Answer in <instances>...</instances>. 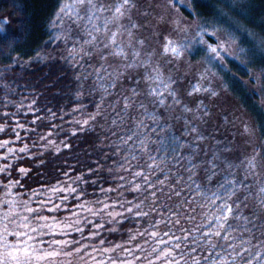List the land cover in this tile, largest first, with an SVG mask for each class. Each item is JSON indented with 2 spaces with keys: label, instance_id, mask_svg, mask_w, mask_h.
<instances>
[{
  "label": "trees",
  "instance_id": "16d2710c",
  "mask_svg": "<svg viewBox=\"0 0 264 264\" xmlns=\"http://www.w3.org/2000/svg\"><path fill=\"white\" fill-rule=\"evenodd\" d=\"M168 1L172 3V9L178 16L180 14L181 18L189 20L185 25L187 28L191 25L190 22H195L193 27H189L190 31L184 33L185 36H182L181 42L171 35H166L170 34L168 32L161 31L156 36V33L148 29L147 35L151 39H145L143 45L137 43L142 39L139 28L131 29L132 35H128L126 29L135 21L130 16L125 17L127 14L120 21L108 25V29L112 32H117L119 26L116 40L123 46L129 60L135 59L137 63H145V66L126 69L124 64L127 61L123 57L107 55L109 50L103 47L108 39L105 31L93 33L98 36V41L93 46L84 43L85 39H90L86 33L76 35L78 30L75 25H72V31L69 33L67 18L63 25L53 24L61 3H71V0H0V18H6L9 21L6 33L9 37L18 39V42L0 40V126L8 129L0 132V141L15 140V133H12L10 129L15 127L17 121L29 129H35L34 132L20 130L21 137L25 139L9 145L18 150L27 144V152L17 151L14 155H8L5 150L0 149V156L8 155L7 160H0V167L5 164L10 165L7 173H0V233L3 232L6 224L9 232L26 231L17 227L21 223V218L29 215L25 211L26 207L36 208L38 201L46 198L44 194L34 196L33 192L38 189H50L57 183L64 187L72 184L73 187L78 188V191L84 192L82 199L89 202L99 199L106 203L117 200V192L105 193L101 192L100 188H118L123 184L124 188L118 189L123 193L120 199L138 203L143 196L126 189L128 182L133 179L132 173L144 171L146 165L152 163L148 160V152L157 157L156 162L159 163L160 168L176 173V175H169L168 187L176 185L177 176L181 172H178V167L173 166L171 157L160 162L163 153H157L155 149L158 146V138L167 136L170 140L173 135L180 134L184 128V119L179 121L169 119L168 123L172 125L171 132L167 129L161 132L158 129L157 133L153 134L150 129L155 125L141 115L142 109L137 110L133 106L128 110L127 116H123L122 113L117 115L123 108V97L127 96L129 87L130 89L138 87L142 90L141 95L134 97L135 102L138 104L143 100L148 110H153V106L144 95L148 89V82L142 80L138 86L134 83V79L144 76L146 69L149 73H152L153 69H163L176 80L172 87L177 89L181 104L175 105L167 113L164 109H159L162 119L185 117L190 125L197 126L198 130L203 132L205 139L198 141L200 154L194 158L193 162L200 165V161L211 160L213 153L220 157V160L215 163L224 171L213 177L209 184L203 171L205 165H200L196 169L197 182L214 189L216 181L228 175L226 163L222 162L234 165L230 171L234 173L235 178H242L247 174L249 169L244 164V157L246 153L250 154V151L244 141L248 135L241 132L244 130L243 121H246V117H251L252 120H249L254 123L250 124L251 127L255 126L261 139L264 140V109L255 100L253 91L255 89L253 83L258 78L259 85L264 87V0H193L187 7L183 3H176L175 0ZM193 9L194 11H191ZM105 17L110 18L111 13H105L98 20L99 25L103 24ZM197 24L206 27L208 33L216 30L215 37L203 35V39L209 43H215L217 39L227 41L234 38L235 43L229 47V53L239 55L240 60L225 54L223 67L208 64L203 56V46L196 44V41L201 38L197 35ZM56 36H60V39H54ZM66 36L70 38L65 39ZM187 37L188 40L195 38V43L189 42ZM169 39L176 41L177 44L188 45L180 50L181 59H173L176 57L170 52L164 53V45ZM240 49H243V52H240ZM133 50L140 55L132 57ZM84 52H88L89 55L85 56ZM101 54L107 55L104 61H108L110 65L115 63L113 67L120 71L118 78L109 77L103 82L107 86L113 82V79L115 80V87H109L107 92L99 86L100 81L95 73V69L104 62L100 59ZM185 61L189 62L187 69L183 67ZM105 67L108 72L115 71L113 67L109 68L106 65ZM202 73L204 75L209 73L220 81L218 88L216 87V95H211L210 93L214 90L210 89L199 95L197 92L188 94L194 86V82L191 81L197 80V77L200 78ZM101 75L107 76V73L101 72ZM220 91H223L224 95H218ZM118 100L119 104L116 103ZM168 102H171L170 97ZM184 105H187L190 111L182 112ZM241 114H245L246 117L243 118ZM92 116H95V119H92ZM113 119L117 121L116 124L112 123ZM122 119L123 122H121ZM142 119L148 128L138 131L148 133L146 137L148 152L138 150L137 160L131 162L135 167H129L125 163V158L131 155L130 149L133 142L124 144L121 137L126 138V133L130 129L136 130V124ZM33 120L36 122L32 123ZM85 121L88 123L85 124ZM49 132L51 135L47 136V140L40 138ZM185 139H191V136L181 137V141ZM48 141H54V145L49 144ZM65 144L69 147L66 148ZM261 150L262 160L258 168L260 173L264 172V148ZM181 151L186 152L185 149ZM257 152L254 151V153ZM21 168L26 170V174L19 171ZM65 173L68 175L66 176ZM182 174L187 180V172ZM78 176L82 177V181L76 180ZM121 177L124 179L121 180ZM157 178L165 179L164 172L154 171L151 179L155 181ZM246 183L253 185L252 195L248 200L249 206L243 209L246 215H250L252 209L258 204L255 193L259 185L264 184V176L258 177L254 172ZM13 184L15 186H11ZM176 187L179 190L181 185ZM183 187L184 192L180 197L174 196L171 200L166 197L160 199L175 210V206L188 196L192 203L185 204L183 207L189 212L191 208H196L194 213L196 220L193 224H188L182 219L181 226L194 227L197 223H206L202 218L205 213L210 215L211 209L200 208L198 205L203 203L200 194L189 192L187 185ZM137 197L139 199H135ZM67 203L71 204L73 201L70 200ZM95 207H102V205H95ZM116 211L121 209L117 207ZM145 211L148 209L145 208ZM43 214L55 215L57 219H63L69 215L67 212ZM167 214L166 210L162 213V215ZM84 216H88L95 223L104 224V228L99 229L100 235L95 239L87 237L90 229L92 231L96 229L92 225L83 223L80 225L84 228L83 233L71 232L68 236L44 235L40 238L45 242L75 238L81 242V246L91 245L97 249L113 248L116 245L135 247L139 244L144 246L145 252H137V255L148 256L149 259L155 260V254L151 253V247L155 245V242L145 243V238L139 236L136 240L129 242V234H134L137 230L143 231L149 227L150 222L160 219L161 215L151 213L148 218L139 220L128 216L127 219L122 220V223L113 224L106 223L109 219L106 215L92 217L84 213L81 216L82 221ZM259 219H264V212L260 213ZM30 223L31 226H36L35 221ZM113 227L117 230L111 231ZM156 230L162 234L167 228L161 224ZM32 235L37 236L38 233H32ZM177 235L180 233L177 232ZM244 238L249 239V235L245 234ZM257 238L264 240L260 232H255V236L251 238L253 252L257 251L255 247L258 244ZM101 239L104 241L103 245L100 244ZM7 240L9 244L18 243L13 235H8ZM30 243H33L37 249L52 251V248L47 247L46 244L41 245L35 241ZM248 246L245 245V247ZM75 247V245L72 246L73 249ZM93 247L86 249L91 256L84 253L77 254L74 251L72 255L61 252L55 257L33 260L32 264H98V262L112 264L113 260L115 264H120V259L125 257V253L119 248L104 253L93 251ZM206 254L203 251L198 253L200 257ZM261 254L264 256V250ZM34 255H43V251H37ZM136 264H148V261L141 259ZM156 264H164V262L161 260ZM237 264H243V262L238 260ZM251 264H259V261L253 260Z\"/></svg>",
  "mask_w": 264,
  "mask_h": 264
},
{
  "label": "snow or ice",
  "instance_id": "6c2138e0",
  "mask_svg": "<svg viewBox=\"0 0 264 264\" xmlns=\"http://www.w3.org/2000/svg\"><path fill=\"white\" fill-rule=\"evenodd\" d=\"M176 3H183L185 7L190 5L193 0H175ZM135 7V0H71V3H61L55 17L53 20L54 25H63L65 18H67L69 33L72 31V25H75L78 30L76 35L79 36L81 33H86L90 39H85L84 43L95 46L98 41V36L93 35V33H100L105 31L107 34V42L103 44L105 49H108L107 55L123 57L127 63L124 64L126 69L137 68L145 66L144 62L137 63L135 59L129 60L127 54L124 51L122 45H120L117 40V32L119 31V26L117 32H112L108 29V25L113 22L120 21L131 9ZM191 11H194L191 10ZM111 13V17H105L102 25H97L95 21L101 18V14ZM9 21L6 18H0V40H11L13 42H18V39L11 38L6 33V26ZM140 25L131 23L127 27L128 35L131 36V29L139 28ZM197 35L201 38L196 41V43L203 46L202 50L205 53V60L208 64L216 66L219 65L223 67V60L225 59V54L231 55L233 59L240 60L239 55L235 53H229V47L231 44L235 43L234 38H230L227 41L217 39L215 43H209L207 40L203 39V35L207 34L210 37L216 36V30L214 29L211 33H208L207 28L197 24ZM70 37L66 36L65 39ZM54 39L59 40L60 36L54 37ZM137 43L143 45V40H138ZM180 47H183L181 45ZM180 47L177 46V42L173 40H167L164 45V53H171L177 59L181 55ZM74 51V50H73ZM83 51V49H81ZM243 52V49L239 50ZM71 55V53H70ZM84 55H89L88 52H84ZM107 55L101 54L100 59L104 61L107 59ZM132 57H138L139 52L133 50ZM74 58V57H73ZM242 62V61H241ZM171 63V61H168ZM101 72H106L107 76L101 75ZM97 79L100 81V87L107 92L109 87H115V80L111 84L105 86L103 83L109 77L118 78L120 75L116 72H108V69L103 63L100 64L98 68L95 69ZM132 79V77H129ZM142 80L150 81L151 84L144 93L148 98V102L153 106V110L149 111L147 105L143 100L138 104L135 102L134 97L141 95L138 87H133L131 89L132 96L123 97V108L121 112L117 115L123 114V116L128 115V110L135 106L137 110H143L141 115L149 119L155 127H151L150 132L156 134L158 129L163 132L167 129L168 132L172 131V125L168 123L169 119H175L179 121L184 119V128L179 135H173L169 140L167 136L163 138H158V146L155 149L157 153H163L160 157V162H164L169 157L173 162L174 167H178V172H181L177 176L176 185H181L178 190L176 185L168 187V177L169 175H176V173H171L160 168L159 163H157V157L148 152V144L146 143L147 132L138 131L142 128H148V125L144 123V120H140L136 124V130H129L126 133V138L121 137L124 144H128L129 141L133 142V146L130 149L131 155L125 158V163L129 167H135L132 165V161L137 160L136 152L144 151L148 152V160L152 163L146 165V170L144 171H134L132 173L133 179L128 182V188L134 193H140L143 199L139 202H134L133 200L120 199L123 193L118 191V189H123L124 185L121 184L118 188H100L101 192H117V200L112 203H106L97 199L94 202H89L82 199L84 192L82 190L78 191L77 187H73L72 184H68L66 187L61 186L59 183L54 185L50 189H38L33 192V195L44 194L45 199L38 201V206L36 208L26 207L25 211L29 213L27 216L21 218V223L17 225L18 228L25 229L26 231H8V225L4 226V230L0 233V264H32L33 260H44L47 258L58 256L61 252L65 255H72L73 251L77 254L84 253L91 256V253L86 252V249L93 247L91 245L81 246V242L75 238L68 240H50L45 242L40 237L44 235L52 236H68L71 232L83 233L84 228L80 225L83 223L85 225H92L96 231L90 229V234L88 239H95L96 236L100 235L99 229L104 228V224L95 223L93 220L89 219L88 216H84L83 221L81 216L84 213L92 217L106 215L109 219L106 221L108 224L122 223L123 219H127L128 216L135 218L137 220L142 218H148L151 213H157L161 215V218L154 220L149 223V227L143 231L137 230L134 234H129V242L134 241L137 237L145 238V243L155 242V245L151 247V253L155 254V260L149 259L148 256H138L137 252H145L143 245H136L135 247H125L124 245H116L113 248H103L97 249L93 247V251H103L104 253L115 251L117 248L121 249L125 253V257L120 259V264H136L138 260H147L148 264H156L157 261L163 260L164 264H237V261H242L243 264H251L253 260L259 261V264H264V256L261 252L264 250V240L258 239V244L255 246L257 251H252L251 238L255 236V232H260L264 236V219H259L260 213L264 212V184L259 185L256 190L255 196L258 201L256 207L252 209L250 215H246L243 211L247 208L248 200L252 195L253 185L246 183L249 176L255 171V158L248 162L249 171L242 178H235L234 173L230 171L234 165L226 163V168L229 170L228 175L224 176L222 179L217 180L215 188L208 187L207 185H201L195 179L196 169L200 165H205L203 171L205 173V178L210 184L213 177L220 174L224 169H220L219 165L215 161L220 160L218 154L213 153L211 160L200 161V165L194 163V158L199 156L200 149L198 141L205 139L202 131L198 130L197 126L190 125L189 121L185 117H165L162 119V114L159 109H164L167 113L173 109L175 105H180L181 101L177 96V89L173 88L172 85L176 83L171 76L165 78L158 69H153L152 73H149L146 69L145 74L142 78L134 79V83L138 86ZM209 91L208 89H201L200 87L194 85L192 90L188 93L192 95L193 92ZM211 95H215L212 91ZM171 98V102H168V98ZM103 100V97H102ZM117 104L120 101H116ZM202 105V102H201ZM190 109L187 105H184L182 112H188ZM99 114V112L97 113ZM207 113L205 112V115ZM95 119V116L91 117ZM37 119H40L37 117ZM36 121L33 120L32 123ZM123 122V119L121 120ZM85 124L88 121L84 122ZM113 124L117 121L113 119ZM5 126H0V132H5ZM20 130L25 132H34L35 129H29L24 124L19 121L16 122L15 127H12L10 131L15 133V140H2L0 141V149L6 151L8 155H14L17 151L24 153L28 151V145L24 144L23 147L18 150L10 147V144L16 141H23L25 138L21 137ZM51 135L49 132L47 135H42L40 138L47 140V136ZM191 136V139H185L181 141V137ZM49 144L54 145V141H48ZM153 143H156L153 141ZM66 148L69 145H64ZM185 149L186 152L181 150ZM59 150V149H57ZM227 150V149H224ZM8 155L0 156V160H7ZM10 165L5 164L0 167V173H7ZM145 167V166H140ZM128 170L127 168L125 169ZM159 170L164 172L165 179L152 180L151 176L154 171ZM21 173L26 174V170L21 168L19 170ZM183 172H187V180L183 176ZM67 176L68 174L65 173ZM232 177V178H230ZM124 177H121L123 180ZM77 181H82V177H76ZM183 182V184L181 183ZM18 183V181L16 182ZM75 183V181H73ZM95 183V181H93ZM183 185H187V190L189 192L199 193L203 203L198 206L200 208L209 207L211 209V214L205 213L203 216V221L195 224L194 227H182L183 222L188 224H193L196 220L194 213L196 208H191L189 212L183 206L185 204H191L192 201L188 196H185L179 204L175 206V210L165 203L161 197H166L171 200L174 196L180 197L184 192ZM11 186H15L14 184ZM8 187V185H5ZM139 199V197L135 198ZM73 201V203H67L68 201ZM59 201V202H57ZM147 202V203H146ZM95 205H102V207H95ZM125 205H128L125 207ZM117 207L121 211H116ZM145 208L148 211H145ZM167 211V215H162L164 211ZM60 213L67 212L69 215L63 217V219H57L55 215L46 216L43 213ZM127 214V215H126ZM6 217L8 214H5ZM75 217V219H73ZM30 221H35L36 226H31ZM10 223L12 221H9ZM164 224L167 228L162 234L157 231L159 225ZM111 231H116L117 229L113 227ZM177 232L180 235H177ZM32 233H38L37 236L32 235ZM248 234L249 239H245L244 235ZM8 235H13L17 238L18 243L9 244L7 240ZM167 237V239H165ZM35 241L38 244L45 245L52 248V251H47L46 249H37L33 243ZM100 244L103 245V239L100 240ZM76 247L73 249L72 246ZM163 245V247H161ZM245 245H249L245 247ZM58 246V247H57ZM68 250V251H65ZM37 251H43V255H34ZM206 252V255L200 257L198 253ZM94 259V258H93ZM99 264V262H98ZM112 264H115L113 260Z\"/></svg>",
  "mask_w": 264,
  "mask_h": 264
},
{
  "label": "rangeland",
  "instance_id": "374dc122",
  "mask_svg": "<svg viewBox=\"0 0 264 264\" xmlns=\"http://www.w3.org/2000/svg\"><path fill=\"white\" fill-rule=\"evenodd\" d=\"M104 14L105 13L101 14V18L104 16ZM129 16L133 18V21H135V24L140 25L139 34L141 35L142 37L141 40L143 41L145 39H151L147 35V30L150 29L154 34L156 33V36H158L159 33H161V31L168 32L170 34H166V35H171L173 38L175 37L177 38L179 42H181L182 36L183 37L185 36L184 33L189 32L190 31L189 27L191 26L193 27L195 25V22L194 23L190 22L191 25L187 28L185 25H186V22H188L189 20L187 18H184V19L181 18L180 14L178 16L175 10L172 9V3L169 2L168 0H135V7H133L131 11L127 13V16L125 17L128 18ZM95 23L99 25L100 21L97 20L95 21ZM188 39L189 38L187 37V40ZM188 41L193 44L195 43V38L192 37L191 40H188ZM181 45H183V47H180ZM177 46L180 47V50H182L184 47L188 45L185 46L182 43V44H177ZM198 51H200V49H198ZM203 56H205V53ZM181 58L182 57L178 59H181ZM173 59H177V58H173ZM103 63L109 68H112L115 65V63H113L112 65L108 64V61H104ZM188 63H189L188 61L184 62L183 67L185 69L189 68ZM159 71L162 73V75L165 78L171 76L170 74L166 73L163 69H159ZM114 72L120 74V71L116 68ZM205 74L206 75L202 73L199 76L200 78H202V80L197 77V80H192L191 82H194V85L200 87L201 89L214 90L215 95H216L218 84L220 83V81H218L216 77H214L213 75H210L209 73H205ZM144 82H148L147 84L148 87L151 84L150 81H144ZM253 84H254L253 88H255L253 89V91L255 92V96H254L255 100L260 104V106H262V109H264V87L259 85V78L256 79V81ZM140 92L142 93V90H140ZM202 92L203 90L200 92H197V94L199 95ZM218 95H224L223 91H220ZM127 96L129 97L132 96L130 87L127 90ZM226 99L227 98H225V100ZM241 116L243 118L246 117L245 114H241ZM246 118H245L246 121H243V123H245L243 124L244 130L241 132L243 134L248 135V138L244 142H245V145L249 148L250 154L246 153L244 157L245 159L244 164L248 166V162L252 160L254 157L255 165H256L254 172L258 177H262L264 176V172L260 173L258 168L261 166L262 158L260 157V155L262 151L261 149L264 148V140L261 139L258 129L255 126H254L255 129L251 127L252 125L250 124L253 123V121L251 122L252 120L251 117L249 116ZM255 131H258V133L257 132L254 133ZM250 137L252 139H250ZM254 151H258V152L254 153Z\"/></svg>",
  "mask_w": 264,
  "mask_h": 264
}]
</instances>
